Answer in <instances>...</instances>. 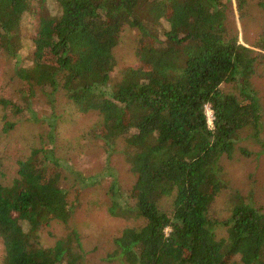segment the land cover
<instances>
[{"label": "trees", "instance_id": "obj_1", "mask_svg": "<svg viewBox=\"0 0 264 264\" xmlns=\"http://www.w3.org/2000/svg\"><path fill=\"white\" fill-rule=\"evenodd\" d=\"M50 1L53 14L47 0H0V58L15 60V76L28 86L20 94L25 102L38 92L51 103L61 97L80 113L97 114L93 137L109 148L123 142L135 182L128 197L113 189L108 214L144 224L115 237L109 257L123 264H264L260 207L235 190L227 217L208 215L230 188L221 159L250 157L239 143L256 142L261 131L252 80L264 65V34L246 46L234 25L233 4L242 18L249 0ZM28 20L35 35L26 66L20 53ZM126 29L146 41L135 52L139 66L118 70L113 51ZM0 107L23 111L3 98ZM43 151L19 163L10 185L0 183L2 264H84L75 230L51 247L39 241L44 225L69 226L76 208L52 170L61 166L54 151Z\"/></svg>", "mask_w": 264, "mask_h": 264}, {"label": "rangeland", "instance_id": "obj_2", "mask_svg": "<svg viewBox=\"0 0 264 264\" xmlns=\"http://www.w3.org/2000/svg\"><path fill=\"white\" fill-rule=\"evenodd\" d=\"M261 1L249 0V6L242 18L233 4L234 25L240 43L246 46H251L264 34V9L259 7ZM35 7L38 12V2H35ZM44 9L53 14L54 4L47 0ZM35 15V20L31 22L36 27L39 14ZM28 23L29 20L23 29L26 40L20 53L26 66L32 64L31 39L35 35L34 28ZM165 27L166 23H162L158 31ZM145 41L136 29H126L123 32L120 44L113 51L118 70L139 66L135 52ZM252 82L261 107L260 135L257 143L249 139L239 143V146L246 147L251 152L250 157L236 153L233 159H221L224 179L230 188L221 190L210 207L208 215L214 220L224 219L229 215L230 198L235 190L245 202L260 207L264 212L263 63L257 66ZM23 90L27 92L28 86L16 78L15 60L1 57L0 98L11 100L23 111L14 114L0 107V183L10 185L17 177L19 163L28 159L33 150L43 148V153L53 150L62 168L51 165L52 170L60 175V186L67 191L69 202L75 203L76 208L69 226L57 222L44 225L38 234L40 243L51 247L70 230H75L81 237L85 253L84 264H123L118 259L109 257L113 251V239L126 228H136L144 224L141 219H124L108 214L113 189L117 187L119 196L128 197L135 182V176L125 160L123 142L118 141L113 148H109L103 141L93 137L92 130L99 122L96 113H80L61 97L51 103L39 92L25 102L20 96ZM27 105L29 106L26 107ZM27 108H30V113ZM206 115L211 125L212 114L208 109ZM8 123H12L14 127L5 132L4 128ZM43 153L38 156H43ZM217 235L224 236V229L218 228ZM3 256L4 248L0 239V264Z\"/></svg>", "mask_w": 264, "mask_h": 264}]
</instances>
